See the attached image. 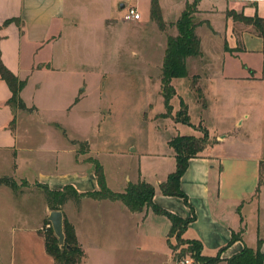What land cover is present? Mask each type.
Listing matches in <instances>:
<instances>
[{
    "label": "crops",
    "instance_id": "0c3cea01",
    "mask_svg": "<svg viewBox=\"0 0 264 264\" xmlns=\"http://www.w3.org/2000/svg\"><path fill=\"white\" fill-rule=\"evenodd\" d=\"M176 1L179 5L172 19L164 18L160 10L164 26L161 29L157 25V28L165 35L166 46L167 37L178 33L176 20L193 0ZM195 2L193 20L197 24L200 54L187 57L186 68L193 60L199 61L202 67L187 70L185 77L190 90L201 91L207 101L199 109H213L217 115L219 109L240 106L243 113L236 124L239 126L246 120L259 128L246 138L244 134L232 132L217 135L212 143L188 159L179 180V187L187 197L185 203L183 198L164 195L159 189V184L175 170V152L168 144L174 135L166 138L162 157L155 158L160 164L153 173L142 172L137 166L133 173L125 172L117 181L106 175L102 156H114L120 151L113 147L103 150L92 137H77L68 132L63 120L41 109L34 97L42 87L38 74L48 75L61 66L65 54L60 44L66 30L90 18L111 21L109 14L116 7L124 14L128 3L125 0H0V59L23 82L18 92L23 104L20 107L18 103H8L12 92L0 76V160L5 167L3 171L6 170L0 177L37 187L34 192L19 193L16 199L21 204V223L6 232V259L2 264H55L45 249L42 228L48 225L51 209L41 186L54 191L71 186L79 193L97 192L100 189L97 164L112 192H124L129 183L143 180L155 187L152 197L155 205L180 218L194 215L182 237L199 240L202 254L207 256H215L225 247L214 264H228L227 260L245 246L258 248L264 261V38L254 21L246 22L243 18H259L264 23V0ZM141 19L140 14L137 20L122 17L121 21L142 27L146 23ZM205 39L215 49L206 48ZM85 97L86 94H77L65 101L66 114L76 112L75 107ZM84 115L75 116L83 118ZM92 118L95 125L100 121L97 112ZM83 119L86 121V117ZM25 122L28 127L23 126ZM140 155L156 156L149 150ZM62 213L84 252L79 264H85L93 246L99 252H108L101 246L100 236H93V227L99 226L103 231L116 223L120 228L116 235L128 236L130 225L135 229V224H142L145 219L152 228L159 223L163 228L171 225L167 216L154 213L150 207L133 212L120 200L91 196L82 197L78 206L67 201ZM168 232L161 240L166 248L169 247ZM233 234L239 238L227 245ZM130 246L135 245L127 238L126 247ZM153 249L156 253L158 248ZM170 250L167 248V252L158 256L161 260L156 264H172ZM118 264L133 263L124 258Z\"/></svg>",
    "mask_w": 264,
    "mask_h": 264
},
{
    "label": "rangeland",
    "instance_id": "374dc122",
    "mask_svg": "<svg viewBox=\"0 0 264 264\" xmlns=\"http://www.w3.org/2000/svg\"><path fill=\"white\" fill-rule=\"evenodd\" d=\"M125 1L128 6L137 8L142 16L141 22L146 25L136 27L123 23V12L116 7L109 14L111 21L100 22L90 18L67 29L60 44L61 52L65 54L61 66L48 75L38 74L37 80L42 87L34 95L41 109L63 120L68 132L77 137H92L103 150L113 147L120 151L114 156L103 154L106 175L119 181L123 173H133L137 166L142 168V172L150 170L153 173V169L160 164L155 158L162 157L165 140L173 135L202 137L206 133L207 142L203 146L206 147L223 133L244 134L245 138L256 133L259 127L246 120L239 126L236 124L243 113L240 106L219 109L217 115L213 109L201 111V104L207 101L201 91L190 90L185 76L171 79L174 94L168 102L170 113L162 116L166 112L161 93L166 37L159 32L156 21L151 20L152 0ZM158 4L166 19L175 16L179 5L176 0H158ZM204 45L215 49L206 39ZM199 67L202 64L193 60L187 65V70L190 72ZM29 92L27 97H30ZM77 94H86V97L75 107L77 113L66 114L67 105L64 104ZM182 108L185 109V122L181 121L183 113H179ZM94 112L100 115L96 125L92 118ZM81 113L85 114L86 121H83L84 117L75 116ZM133 147L136 150L132 151ZM146 150L156 156L140 155ZM3 169L5 167L0 160V174L6 171ZM7 181L0 177V264L6 259V232L21 223V204L16 199L21 192L37 189L25 181H15L14 190ZM48 227L50 224L44 225L42 231ZM155 227L152 228L145 219L142 224H135V229L130 225L128 236L116 235L117 229L120 230L116 223L103 231L99 226L93 227V236H100L101 246L106 247L108 252H99L101 250L93 246L85 264H118L124 258H129L133 264H156L161 260L158 256L170 249L161 241L170 226L167 224L163 228V224L159 223ZM127 238L130 244L135 245L133 248L126 247ZM169 242L174 246L170 250L172 264L179 257H192L186 244H179L174 237H169ZM112 247L118 251L113 252ZM154 247L158 248L156 253Z\"/></svg>",
    "mask_w": 264,
    "mask_h": 264
},
{
    "label": "trees",
    "instance_id": "16d2710c",
    "mask_svg": "<svg viewBox=\"0 0 264 264\" xmlns=\"http://www.w3.org/2000/svg\"><path fill=\"white\" fill-rule=\"evenodd\" d=\"M196 11V4L187 3L180 17L176 20L177 35L167 37V46L165 49L163 64H162V88L161 93L164 98L166 112L162 116H167L170 113L169 99L174 94L171 86L173 77H184L187 75L186 58L200 54V40L195 32L197 24L193 20V13ZM151 18L156 21L159 28H163L164 24L160 14L158 0H152L150 9ZM246 22L254 21L259 27V32L264 38V23L259 18L243 17ZM0 76L8 84L12 95L9 99V104L18 103L23 107L18 92L21 89L23 82L19 80L9 69H7L0 59ZM179 113H183L181 121H186L185 109L182 108ZM206 133L202 137H194L192 135H177L172 137L168 144L175 152V170L171 172L165 181L159 184V189L164 195H174L183 198L187 203L185 193L179 187V180L187 167V162L190 157L196 156L206 144ZM96 175L98 178L100 189L97 192L79 193L71 186H65L62 190H50L46 186H41L42 193L45 197L47 205L51 210H61L63 205L71 200L77 206L80 204L82 197L91 196L95 198H109L122 201L130 211L140 212L144 207H150L156 214L165 215L171 221L168 232L169 237H174L179 244H186L192 255L195 263L214 264L220 259V252L225 248H221L215 256H207L202 254V244L196 239H184L182 233L187 225L193 220L194 215L189 218H180L165 209L155 205L152 202V197L155 193V187L143 180L136 183H129L124 192L116 193L109 190L105 184L102 168L99 164L96 165ZM7 184L14 190L16 182L8 178ZM46 223L49 224L47 221ZM63 232L64 244L58 245L57 237L55 236L52 227L44 230L45 249L55 261V264H79L84 252L80 247L73 227L68 220L63 217ZM239 238V235L233 234L229 245ZM169 246L173 249L172 243ZM228 264H264L263 254L257 248L244 247L238 254L230 257L227 260Z\"/></svg>",
    "mask_w": 264,
    "mask_h": 264
},
{
    "label": "water",
    "instance_id": "95a60500",
    "mask_svg": "<svg viewBox=\"0 0 264 264\" xmlns=\"http://www.w3.org/2000/svg\"><path fill=\"white\" fill-rule=\"evenodd\" d=\"M123 5L121 4V7ZM47 221L53 229V232L58 240V245L64 244V232H63V213L61 210H51L47 216Z\"/></svg>",
    "mask_w": 264,
    "mask_h": 264
},
{
    "label": "built area",
    "instance_id": "2783aa9c",
    "mask_svg": "<svg viewBox=\"0 0 264 264\" xmlns=\"http://www.w3.org/2000/svg\"><path fill=\"white\" fill-rule=\"evenodd\" d=\"M140 14L137 11V9L133 6H128L125 9V12L123 14V19L125 20H137L139 19ZM175 264H200V263H195L190 256H182L179 257Z\"/></svg>",
    "mask_w": 264,
    "mask_h": 264
}]
</instances>
